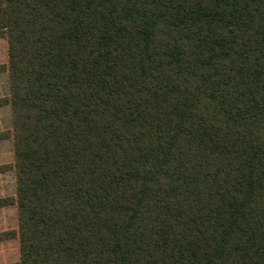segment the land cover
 Instances as JSON below:
<instances>
[{
	"label": "trees",
	"instance_id": "trees-1",
	"mask_svg": "<svg viewBox=\"0 0 264 264\" xmlns=\"http://www.w3.org/2000/svg\"><path fill=\"white\" fill-rule=\"evenodd\" d=\"M19 259L264 264V0H0Z\"/></svg>",
	"mask_w": 264,
	"mask_h": 264
},
{
	"label": "rangeland",
	"instance_id": "rangeland-1",
	"mask_svg": "<svg viewBox=\"0 0 264 264\" xmlns=\"http://www.w3.org/2000/svg\"><path fill=\"white\" fill-rule=\"evenodd\" d=\"M8 76V75H7ZM0 93L5 94L9 90V81L0 76ZM5 127V125H3ZM5 127L4 130L9 129ZM12 145L10 141H0V165L12 161ZM15 193L14 175L12 172L0 173V198L9 197ZM18 225L15 205L0 208V233L16 229ZM19 251L17 239H9L0 242V264L18 261Z\"/></svg>",
	"mask_w": 264,
	"mask_h": 264
},
{
	"label": "crops",
	"instance_id": "crops-1",
	"mask_svg": "<svg viewBox=\"0 0 264 264\" xmlns=\"http://www.w3.org/2000/svg\"><path fill=\"white\" fill-rule=\"evenodd\" d=\"M0 76H2L3 81L7 80L8 78L7 73H2L0 74ZM7 95H8V91L5 92V94L0 93V97H5ZM8 112L9 111H8L7 106L0 108V131L4 130L6 126L8 129H9V126H11L10 115ZM3 125H5V127Z\"/></svg>",
	"mask_w": 264,
	"mask_h": 264
}]
</instances>
